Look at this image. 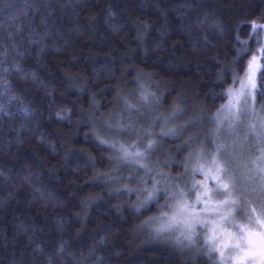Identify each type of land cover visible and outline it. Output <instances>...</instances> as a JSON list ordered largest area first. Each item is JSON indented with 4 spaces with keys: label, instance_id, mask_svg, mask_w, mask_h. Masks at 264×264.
I'll use <instances>...</instances> for the list:
<instances>
[{
    "label": "trees",
    "instance_id": "1",
    "mask_svg": "<svg viewBox=\"0 0 264 264\" xmlns=\"http://www.w3.org/2000/svg\"><path fill=\"white\" fill-rule=\"evenodd\" d=\"M253 23L264 0H0V264H207L154 239L163 198L131 213L137 196L121 190L184 175L221 135L213 116L245 71ZM257 88L264 109V52ZM177 108L172 122L191 127L160 135ZM129 122L161 146L134 162L151 176L92 143L134 140L105 128Z\"/></svg>",
    "mask_w": 264,
    "mask_h": 264
},
{
    "label": "snow or ice",
    "instance_id": "2",
    "mask_svg": "<svg viewBox=\"0 0 264 264\" xmlns=\"http://www.w3.org/2000/svg\"><path fill=\"white\" fill-rule=\"evenodd\" d=\"M251 27L255 30L258 26L253 23ZM237 43H241L238 37ZM244 54L240 53L241 56ZM147 59L145 56V60ZM255 59L253 57L248 65L247 82L241 83L239 91L228 93L231 99L228 106L230 126H235L234 122L242 123L240 118L249 110L255 114L254 105L259 94L253 78L256 71ZM15 70L21 71L19 66H16ZM0 87H4L5 91L8 89L7 85ZM150 96V93L141 96V102H146ZM221 98H224L223 95ZM13 99L9 97V103ZM124 103L129 112L139 111L128 104L127 100ZM22 111L27 114V109ZM175 118L176 113L172 119ZM190 126L181 125L180 129ZM105 128L106 131L121 137L132 134L135 139H129L125 143L116 140L108 142L94 134L95 139L92 143L101 150L114 152L117 157L115 162L134 166L144 171L145 175L151 176L154 168L134 162L148 159V154L154 151L155 141L149 140L152 133L145 130L136 131L135 122H129L127 127L115 128L108 123ZM160 135L178 138V131L172 129ZM256 139L260 141L257 145L258 155L247 165L249 180L244 186L235 175L233 160L223 158L228 154V145L218 141L215 145L216 153L211 157L209 167L193 168L190 173L186 170L185 174L179 177L160 173L159 179L137 181L138 184L145 185L144 187L135 190L122 189L121 192H127L129 196H137V205L128 211L135 213L149 210L163 198L165 203L159 209L160 216L151 221L156 225L152 229L155 240L181 250L195 251L198 256L202 254L207 264H264V135ZM145 140L149 142L144 143ZM196 175L202 176L203 179L197 181L191 178ZM116 182L118 181H107ZM149 182L152 184L151 188L146 186ZM110 210L120 211L118 208Z\"/></svg>",
    "mask_w": 264,
    "mask_h": 264
},
{
    "label": "rangeland",
    "instance_id": "3",
    "mask_svg": "<svg viewBox=\"0 0 264 264\" xmlns=\"http://www.w3.org/2000/svg\"><path fill=\"white\" fill-rule=\"evenodd\" d=\"M257 26L258 27L257 29L254 30V35H253L255 39V47L252 50V53L250 54L247 60L245 71L241 75H237L234 78V82L232 86L229 87L227 91L226 103L213 116V122H214L213 132H215L217 130L216 128L218 127L222 128L221 135H217L213 133L211 134V136L206 140L205 148L202 149L203 152H201L199 156L196 155L188 167L186 165L187 167L186 170L188 171V173H190L193 168H197L201 166L209 167L210 159L216 153L215 145L218 141H220L228 145V154L223 158L233 160V165L235 167L234 172L240 184L244 186L249 180V176H248L249 169L247 165L255 156L258 155L257 153L258 151L255 152V150H257V145H259L260 143L259 139H256V137L264 135V110H262L263 108L259 105L257 101L256 104L254 105V109H255L254 115L252 114V111L249 110L245 116L240 118L243 121L242 123L234 122L235 126H230L228 123V115H229L228 106L231 103V99L228 93L229 92L235 93L239 91L241 88V83L247 82L248 65L250 61H252L253 57L256 58L255 59L256 71L253 73V78L255 80V83L258 86V74L261 68V58L264 52V25H257ZM247 49H248V46L245 43L242 50L246 51ZM183 112H184V109L181 110L177 108V109H174L173 112L167 117V122L168 123L171 122L169 124L170 126L169 130L176 129L178 131V136L180 135L181 132H184L186 129H189L191 127L190 126L182 130L180 129L179 125H176L175 123L172 122V121H175V119H178L180 113H183ZM174 113L177 114V118L172 119ZM223 122L226 124L221 126ZM191 124L192 123H189V124L187 123L185 124V122L182 123V125H191ZM215 136H216V139H214ZM158 145H156L154 149V151L156 152L162 151L161 146L159 145L158 147ZM202 154H203V157L206 156V158L204 159L201 158ZM193 155L191 154L190 158H192ZM191 178L197 181L203 179V177L200 175H196ZM155 226H153V228Z\"/></svg>",
    "mask_w": 264,
    "mask_h": 264
}]
</instances>
